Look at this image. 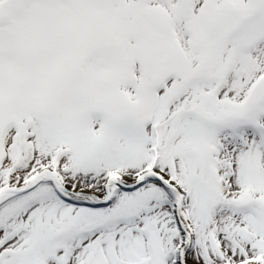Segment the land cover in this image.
I'll return each instance as SVG.
<instances>
[{"label":"snow or ice","instance_id":"1","mask_svg":"<svg viewBox=\"0 0 264 264\" xmlns=\"http://www.w3.org/2000/svg\"><path fill=\"white\" fill-rule=\"evenodd\" d=\"M0 264H264V0H0Z\"/></svg>","mask_w":264,"mask_h":264}]
</instances>
